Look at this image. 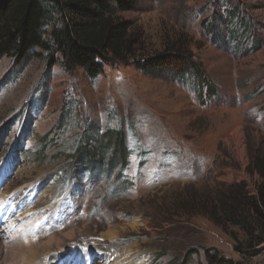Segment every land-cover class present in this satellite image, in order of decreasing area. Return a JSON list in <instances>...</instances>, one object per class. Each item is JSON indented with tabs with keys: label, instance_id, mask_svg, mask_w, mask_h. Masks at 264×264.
Listing matches in <instances>:
<instances>
[{
	"label": "rangeland",
	"instance_id": "rangeland-1",
	"mask_svg": "<svg viewBox=\"0 0 264 264\" xmlns=\"http://www.w3.org/2000/svg\"><path fill=\"white\" fill-rule=\"evenodd\" d=\"M121 17L140 34L141 56L180 47L202 73L158 76L133 60L91 78L66 69L60 52L50 68L43 48L22 67L0 59V264H36L71 231L62 264L114 261L84 245L130 253L131 264H212L208 253L264 264L263 251L237 252V228L216 224L194 197L233 183L254 193L258 182L248 167L251 148L264 151V0H141ZM107 130L125 134L128 165L79 179L69 156L85 132L97 140Z\"/></svg>",
	"mask_w": 264,
	"mask_h": 264
},
{
	"label": "trees",
	"instance_id": "trees-1",
	"mask_svg": "<svg viewBox=\"0 0 264 264\" xmlns=\"http://www.w3.org/2000/svg\"><path fill=\"white\" fill-rule=\"evenodd\" d=\"M140 1L0 0V59L12 57L16 66L22 67L35 50L43 48L53 52L48 61L50 68L57 63L55 54L60 52L66 69H83L91 78L100 75L107 64L133 60L139 70L158 76L183 77L193 71L201 74L200 67L180 47L141 56L140 34L133 31L130 21L121 17V13L137 10ZM235 9H230L232 18ZM228 17L221 21H228ZM249 26L248 18H242L243 30H248ZM239 36L242 34L234 38ZM94 136L85 132L83 140L69 156L73 173H80L79 179L81 172L111 175L128 165L130 152L123 132L107 130L99 140ZM250 159L249 173L259 176L254 193L245 183L221 184L206 194L194 192L200 202L198 211L221 227L237 228L230 232L236 243L235 250L247 258L261 251L264 254V151L251 148ZM79 179L74 181L79 182ZM208 256L212 264H240L217 259L214 254L208 253Z\"/></svg>",
	"mask_w": 264,
	"mask_h": 264
},
{
	"label": "bare ground",
	"instance_id": "bare-ground-1",
	"mask_svg": "<svg viewBox=\"0 0 264 264\" xmlns=\"http://www.w3.org/2000/svg\"><path fill=\"white\" fill-rule=\"evenodd\" d=\"M50 218V217H48ZM40 219V218H39ZM46 221V220H45ZM46 229V228H45ZM49 229V228H48ZM110 233V232H109ZM54 235V234H53ZM56 235V234H55ZM80 235V234H79ZM5 236H7L6 234H4V232H0V248L2 246H6V240H5ZM105 236H108V237H112V235H105ZM65 238H63L62 234L59 235V236H56V237H52L50 240H49V244H48V250L45 254V257L43 259H39L38 262L36 264H62L60 261H61V257L65 256L67 254V252L65 251V247L64 246L66 244V241H69V240H75L76 239V235H75V232L74 231H71V232H67L64 236ZM65 239V240H64ZM79 240V238H78ZM75 242V241H74ZM24 245H28L27 246V250L28 248H32V243L31 242H26ZM72 245V244H71ZM75 245V244H74ZM68 246V245H67ZM70 246V245H69ZM73 246V245H72ZM85 248H88L89 251H93V250H97L99 252H101L102 254H104L105 256H107L108 258H112V257H115L113 260V262L111 264H131V263H134V260H130V258H133V257H130L129 254H127L128 256L127 257H124L126 254H121V255H118L120 253L117 252V251H114V252H111L109 250H101V249H94L90 246H86L84 245ZM134 246V245H133ZM131 246V247H133ZM95 247V246H93ZM125 247V246H124ZM123 247V248H124ZM74 248V247H73ZM29 249V250H30ZM110 249V248H109ZM139 250V249H138ZM137 250V251H138ZM18 251L22 252L24 251L22 248L18 249ZM26 252V251H25ZM29 252V251H28ZM40 253H41V250H32L30 254V257H35L34 259L37 260L40 256ZM138 253V252H137ZM2 253H0L1 255ZM85 254V253H84ZM117 254V255H116ZM133 256L135 254H132ZM87 256V255H86ZM101 256V255H100ZM78 257V256H77ZM48 258H50V260H53V261H47ZM82 258V257H81ZM86 258V257H85ZM103 258V257H102ZM105 258V257H104ZM66 259V258H65ZM56 260V262L54 261ZM80 261V259H79ZM107 260H100L98 262V264H107L106 263ZM109 264V262H108ZM140 264V263H138Z\"/></svg>",
	"mask_w": 264,
	"mask_h": 264
}]
</instances>
